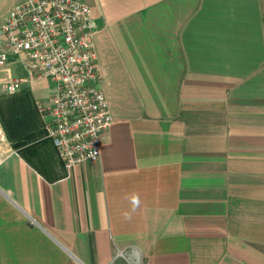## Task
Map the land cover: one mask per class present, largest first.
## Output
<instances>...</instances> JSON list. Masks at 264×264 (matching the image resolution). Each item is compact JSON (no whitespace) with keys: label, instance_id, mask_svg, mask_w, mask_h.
Here are the masks:
<instances>
[{"label":"crops","instance_id":"obj_1","mask_svg":"<svg viewBox=\"0 0 264 264\" xmlns=\"http://www.w3.org/2000/svg\"><path fill=\"white\" fill-rule=\"evenodd\" d=\"M79 1L113 122L69 171L53 82L15 93L35 110L1 122L0 264H264V0Z\"/></svg>","mask_w":264,"mask_h":264},{"label":"built area","instance_id":"obj_2","mask_svg":"<svg viewBox=\"0 0 264 264\" xmlns=\"http://www.w3.org/2000/svg\"><path fill=\"white\" fill-rule=\"evenodd\" d=\"M95 31L93 9L85 2L26 0L8 13L0 32V91L13 95L27 83L53 82L47 100L37 99L36 107L46 137L69 171L100 157L113 122L101 86ZM10 63L21 64L27 74L13 75Z\"/></svg>","mask_w":264,"mask_h":264},{"label":"rangeland","instance_id":"obj_3","mask_svg":"<svg viewBox=\"0 0 264 264\" xmlns=\"http://www.w3.org/2000/svg\"><path fill=\"white\" fill-rule=\"evenodd\" d=\"M10 4H11V1H7V3H5L4 6L1 7V10H0V12H1L0 13V32L2 31V24L4 23V20H5V19H3V17H4L3 14H5V10H7V8L9 7ZM21 95L22 94L10 95V94H4L3 92H0V111H2V108L7 106V105H13V107H15V108H12V110H11L12 112L14 111L13 113H18V112L19 113H26L25 112V108H23L25 106L30 108L31 113L34 112V110H35V108H34L35 107V105H34L35 100H34V98H32L31 92L30 91L29 92L26 91L25 92V96L26 97H24V98H21L20 97ZM16 98L17 99L21 98V99L24 100V102H23V104L21 106L20 105L18 106L16 104V100H15ZM30 110L28 109L27 112L30 113ZM1 117H2L3 120H1ZM10 118H11V114L8 115L7 112L5 111V109H3V116H2V112H0V122L3 121L5 123L6 120H9V123L14 122Z\"/></svg>","mask_w":264,"mask_h":264},{"label":"trees","instance_id":"obj_4","mask_svg":"<svg viewBox=\"0 0 264 264\" xmlns=\"http://www.w3.org/2000/svg\"><path fill=\"white\" fill-rule=\"evenodd\" d=\"M7 108H8V110L10 111V113H11V118L10 119H12L14 122H12V123H9V120H7V123H9V124H11L12 126L13 125H16V124H18V122H19V120L18 121H15L14 119L15 118H17V114L16 113H13L11 110H12V105H7ZM11 109V110H10ZM0 112H2V116H3V108H2V111H0ZM2 118V117H1ZM4 118V117H3ZM5 123H6V121H5ZM6 123V124H7ZM8 125V124H7Z\"/></svg>","mask_w":264,"mask_h":264},{"label":"clouds","instance_id":"obj_5","mask_svg":"<svg viewBox=\"0 0 264 264\" xmlns=\"http://www.w3.org/2000/svg\"><path fill=\"white\" fill-rule=\"evenodd\" d=\"M132 203L135 206L138 203V198L137 197H132Z\"/></svg>","mask_w":264,"mask_h":264}]
</instances>
